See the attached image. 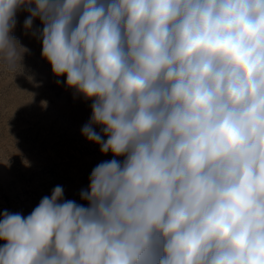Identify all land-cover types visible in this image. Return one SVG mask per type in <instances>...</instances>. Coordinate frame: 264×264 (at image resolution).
<instances>
[{
  "label": "clouds",
  "instance_id": "clouds-1",
  "mask_svg": "<svg viewBox=\"0 0 264 264\" xmlns=\"http://www.w3.org/2000/svg\"><path fill=\"white\" fill-rule=\"evenodd\" d=\"M21 12L113 159L87 207L56 186L26 217L0 213V264H264V0H0L13 80Z\"/></svg>",
  "mask_w": 264,
  "mask_h": 264
},
{
  "label": "rangeland",
  "instance_id": "rangeland-1",
  "mask_svg": "<svg viewBox=\"0 0 264 264\" xmlns=\"http://www.w3.org/2000/svg\"><path fill=\"white\" fill-rule=\"evenodd\" d=\"M26 17L27 13L18 14L12 33L29 49L23 61L25 74L13 80L0 72V213L24 217L56 186L63 188L64 201L87 207L81 192L89 189L92 170L113 159L82 135L93 101L68 88L66 76L53 74L42 58L39 31L43 26L37 19L33 32L26 33ZM95 131L99 133L100 127ZM5 243L0 240V247Z\"/></svg>",
  "mask_w": 264,
  "mask_h": 264
}]
</instances>
